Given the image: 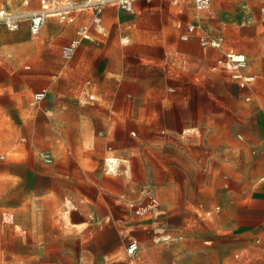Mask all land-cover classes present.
<instances>
[{
	"label": "rangeland",
	"instance_id": "1",
	"mask_svg": "<svg viewBox=\"0 0 264 264\" xmlns=\"http://www.w3.org/2000/svg\"><path fill=\"white\" fill-rule=\"evenodd\" d=\"M210 2L107 5L68 62L87 10L35 35L0 23V264H264L248 236L264 228V0ZM227 50L247 55L251 85L219 63Z\"/></svg>",
	"mask_w": 264,
	"mask_h": 264
},
{
	"label": "built area",
	"instance_id": "2",
	"mask_svg": "<svg viewBox=\"0 0 264 264\" xmlns=\"http://www.w3.org/2000/svg\"><path fill=\"white\" fill-rule=\"evenodd\" d=\"M40 2L42 6L38 8H28L16 12L5 11L4 9L0 10V23L6 24L11 30H16L24 21H27L30 32L35 35L41 31L47 18L50 16H58L62 20L75 23L74 21L78 19V13L87 10L89 22L78 24L76 26L75 37L64 43L61 47V57L64 61L68 62L72 60L83 40L93 39V28L96 31L104 30L103 13L107 5L117 4L124 10L132 11L134 10L135 0H66L61 3L56 0H40ZM174 2L179 7L190 6L198 11L208 10L211 4L210 0H174ZM261 10L264 13V4ZM187 31L191 34L198 33L199 40L203 45L224 47L223 35H209L203 29L202 24L196 20L188 25ZM185 33L183 38H187L190 35L189 33ZM218 61L230 69L232 77L236 81H239L241 86L245 84L251 85L256 79L254 73L246 72L248 59L247 55L243 52L227 50ZM46 95V88L36 91L34 93V101H41ZM40 157L45 161L52 160V155L48 151L40 152ZM152 201L155 203L154 200ZM138 249L139 243L137 240H131L127 245L128 254H134Z\"/></svg>",
	"mask_w": 264,
	"mask_h": 264
},
{
	"label": "crops",
	"instance_id": "3",
	"mask_svg": "<svg viewBox=\"0 0 264 264\" xmlns=\"http://www.w3.org/2000/svg\"><path fill=\"white\" fill-rule=\"evenodd\" d=\"M258 199H259V201L264 202V193H260L259 196H258ZM248 236L249 237H252V238H256L257 241H260L261 238L264 239V228H263V226L262 225L257 226L256 227V230L252 231L250 234H248ZM262 244H264V242L263 243H260V244H256V247L262 248Z\"/></svg>",
	"mask_w": 264,
	"mask_h": 264
},
{
	"label": "bare ground",
	"instance_id": "4",
	"mask_svg": "<svg viewBox=\"0 0 264 264\" xmlns=\"http://www.w3.org/2000/svg\"><path fill=\"white\" fill-rule=\"evenodd\" d=\"M31 42H32V41H31ZM32 43H33V42H32ZM111 158H112V157H111ZM114 159H115V158H114ZM111 160H113V159H110V158L108 159V162H109L108 164L110 165V167H111V169H112V168L115 167V165H116L115 163H116V162L113 163V161H111ZM165 239H166V238H165Z\"/></svg>",
	"mask_w": 264,
	"mask_h": 264
}]
</instances>
